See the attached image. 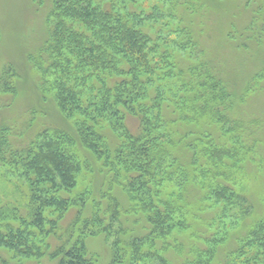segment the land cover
<instances>
[{
  "label": "trees",
  "instance_id": "trees-1",
  "mask_svg": "<svg viewBox=\"0 0 264 264\" xmlns=\"http://www.w3.org/2000/svg\"><path fill=\"white\" fill-rule=\"evenodd\" d=\"M35 1L48 10L30 59L40 91L111 187L105 216H85L90 192L77 194L83 166L70 134L43 129L22 143L1 129L0 264H98L86 247L97 235L110 240L109 264H264V218L232 233L254 211L241 185L260 139L241 105L264 90V67L240 96L201 43L211 1L236 8L229 45L263 47L264 0ZM17 79L3 69L0 109Z\"/></svg>",
  "mask_w": 264,
  "mask_h": 264
},
{
  "label": "rangeland",
  "instance_id": "rangeland-1",
  "mask_svg": "<svg viewBox=\"0 0 264 264\" xmlns=\"http://www.w3.org/2000/svg\"><path fill=\"white\" fill-rule=\"evenodd\" d=\"M209 1L206 0L208 4ZM210 4L211 9L205 19L201 43L211 63L222 71L223 77L233 83L239 95L243 96L251 77L264 67V45L263 47L253 45L246 51H239L229 45L226 38L229 22L227 10L231 8L232 11L236 8L224 3L218 6L217 3L210 1ZM47 11V6L42 7L35 0H0V75L8 65H12L18 75L16 99L9 107L0 109V130L10 128L13 131L12 139L22 143L28 142L43 129L70 134L74 140V154L83 166L79 175L77 194L90 192L88 209L84 215L90 216L92 211L99 208V213L103 216L108 203V189L111 187L107 181L111 179H104L100 174L98 162L80 144L72 120L61 114L54 100L49 97L45 100L39 88V75L30 64L31 57L38 54L48 36ZM241 14L243 21H246L248 15ZM243 102L241 113L244 122L248 129L258 131L257 138L260 139V143L254 149L256 153L254 152L252 158L254 156L255 158L245 167L241 185L242 193L250 198L254 211L246 221L233 230L235 232L232 231L233 235L237 236L245 235L254 222L264 218V90L250 93ZM8 189L9 186L5 188L4 183L0 181V191ZM111 193L122 205L129 204L126 195L115 185L112 186ZM74 215L75 212H72L65 223L72 221ZM132 223L130 219V224ZM134 228L139 230L137 224ZM234 245L235 243H231L229 249ZM86 247L89 253L95 255L98 264H109L111 261V243L104 235L88 237Z\"/></svg>",
  "mask_w": 264,
  "mask_h": 264
}]
</instances>
